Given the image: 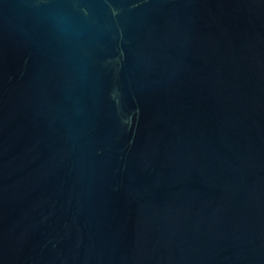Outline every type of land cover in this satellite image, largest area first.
Wrapping results in <instances>:
<instances>
[{
  "label": "water",
  "instance_id": "obj_1",
  "mask_svg": "<svg viewBox=\"0 0 264 264\" xmlns=\"http://www.w3.org/2000/svg\"><path fill=\"white\" fill-rule=\"evenodd\" d=\"M0 264H264V0H0Z\"/></svg>",
  "mask_w": 264,
  "mask_h": 264
}]
</instances>
